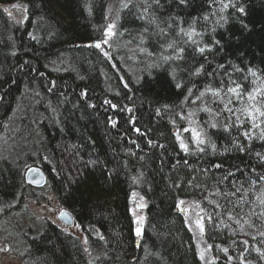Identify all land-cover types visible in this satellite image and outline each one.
Returning <instances> with one entry per match:
<instances>
[{"label":"trees","instance_id":"16d2710c","mask_svg":"<svg viewBox=\"0 0 264 264\" xmlns=\"http://www.w3.org/2000/svg\"><path fill=\"white\" fill-rule=\"evenodd\" d=\"M13 1L25 17L0 9V233L23 264H205L176 211L191 199L207 264H264V116L245 111L264 112V95L249 100L264 92V0H122L100 47L115 0H0ZM188 112L199 137L183 131L182 148ZM35 165L88 252L29 218Z\"/></svg>","mask_w":264,"mask_h":264},{"label":"rangeland","instance_id":"374dc122","mask_svg":"<svg viewBox=\"0 0 264 264\" xmlns=\"http://www.w3.org/2000/svg\"><path fill=\"white\" fill-rule=\"evenodd\" d=\"M116 3L110 2L105 11H106V19H107V25L111 24V21H113L115 14L117 12L118 7H120V4L122 0H115ZM0 9H2L13 21H20L24 19L25 13H24V7L18 2H0ZM111 27V26H110ZM106 32L109 31V29H105ZM112 30V29H111ZM109 33V32H108ZM106 34L104 35V37ZM108 35L104 39V43H101L102 45H107L108 41ZM185 126H186V133H188L191 138L197 139L199 137V131L196 125V122L194 121V118L190 113L188 112L185 114ZM180 129H174V134L177 137L182 136V134L185 132L178 131ZM183 132V133H182ZM35 198H30V196L23 198V206L26 208V211L29 213V218H31L32 222H36L38 220H48L53 224H56L66 232L75 235L80 239V242L82 243L83 247L87 249L86 242H85V236L83 232L80 230V228L76 225V223H71L70 225L64 224L62 221L59 220L58 216L63 212V210H66L68 213H71L66 207L63 206V204L60 202V200L52 194L50 191H40L35 193ZM131 212L133 216L134 223H143L144 221V198L139 195L136 191L131 192ZM177 209L180 211V213L183 215L185 222L190 229L194 244L196 247V251L200 259L207 264L208 261L212 259V256L210 254L209 248L207 244L204 241L203 238V213L201 210L200 205L195 200H179L176 204ZM140 206V207H139ZM22 215V214H21ZM20 215V225L22 227H26L28 222H30L28 217L24 218ZM0 264H23L21 259L12 252V250L9 249L8 245L5 242L4 235L0 233Z\"/></svg>","mask_w":264,"mask_h":264},{"label":"water","instance_id":"95a60500","mask_svg":"<svg viewBox=\"0 0 264 264\" xmlns=\"http://www.w3.org/2000/svg\"><path fill=\"white\" fill-rule=\"evenodd\" d=\"M26 181L30 182L33 185H40L44 181V175L43 171L40 167L32 166L26 171L25 175ZM179 211V210H178ZM59 220L62 221L66 225H70L73 222L72 216L65 210L63 211L59 216ZM139 229V232L141 233V230L139 227L134 229V234L136 235L139 233L137 230Z\"/></svg>","mask_w":264,"mask_h":264},{"label":"bare ground","instance_id":"6f19581e","mask_svg":"<svg viewBox=\"0 0 264 264\" xmlns=\"http://www.w3.org/2000/svg\"><path fill=\"white\" fill-rule=\"evenodd\" d=\"M110 27H108L107 29H109ZM101 42H102V39H95L93 42H92V45L94 46V47H97L96 45H99V47H100V44H101ZM190 113V112H189ZM190 115H192V113H190ZM179 129L181 128V127H178ZM186 127H183V128H181L180 130H178V131H185L186 129H185ZM175 132L173 131V134H174ZM175 135V134H174ZM175 138H176V140H178V142L180 143V144H182L183 143V136H181L180 135V137H177L176 135H175ZM28 170V168L24 171V173H23V176H24V181L27 183V184H29V185H31L32 187H34V188H39V189H37V190H39V191H45V190H47V188L45 189V186H46V184L48 185V183H49V179H48V177L46 176V173H43V175H44V181H43V183L42 184H40V185H33V184H31L30 182H27L26 181V178H25V175H26V171ZM133 191H135V190H133ZM131 200H132V197H131V194L128 196V213H129V215H130V217H131V221H132V224L135 222L134 220H133V216H132V212H131ZM193 200V199H192ZM196 201V200H195ZM197 202V201H196ZM177 206V205H176ZM140 207V206H139ZM176 211L177 212H179L180 213V211H178V209H177V207H176ZM181 214V213H180ZM183 216V215H182ZM187 225V224H186ZM137 227H139L140 228V225L139 224H135L134 225V229L135 228H137ZM186 227H188V226H186ZM189 229V228H188ZM190 230V229H189ZM191 232V231H190ZM133 233H134V230H133ZM140 235V232L139 233H137L136 234V236H139ZM138 240V239H137ZM136 240V241H137ZM84 251H86V252H88V249H86V248H84L83 249Z\"/></svg>","mask_w":264,"mask_h":264},{"label":"snow or ice","instance_id":"6c2138e0","mask_svg":"<svg viewBox=\"0 0 264 264\" xmlns=\"http://www.w3.org/2000/svg\"><path fill=\"white\" fill-rule=\"evenodd\" d=\"M183 2H184V0H181V3H183ZM227 6L228 5H225V7H227ZM238 11H240L241 13H243L244 12V8L241 7V8L238 9ZM189 38H191V34H189ZM96 46L99 47V45H96ZM200 51L203 52L204 49H200ZM199 71L200 70L197 69V73ZM249 71H251V70H249ZM253 75H255V73H253ZM179 86L180 85H177V87H179ZM239 89H240V85H236L235 88H229L228 91L229 92H232V93H237L238 94L239 93ZM210 91H211V89H210ZM213 94L214 95H218L219 93H218V91H214ZM257 94L264 95V92H262L260 89H255L253 93H250L249 94V100L250 101H254L256 99V95ZM201 95H203V93H201ZM253 109L255 110V112H256L257 115H253L252 112L251 111H248L247 109L245 110L247 112V114L251 117V119L253 121H255L257 119V116H264V112H261L259 108H256L255 107V105H253ZM253 127H259V124L254 123L253 124ZM262 138H264V137H262ZM200 142L202 143L203 141L201 140ZM181 147L182 148H186V146L183 143L181 144ZM137 231L139 232V229Z\"/></svg>","mask_w":264,"mask_h":264}]
</instances>
